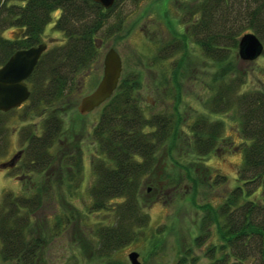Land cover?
Here are the masks:
<instances>
[{
	"label": "trees",
	"instance_id": "trees-1",
	"mask_svg": "<svg viewBox=\"0 0 264 264\" xmlns=\"http://www.w3.org/2000/svg\"><path fill=\"white\" fill-rule=\"evenodd\" d=\"M141 1L113 0L112 6L104 9L91 0H0V67L14 52L43 43L44 30L55 11L59 15L52 30L63 38L46 46L25 81L27 101L0 112V164L10 163L3 169L12 177H22L19 181L23 187L20 194L5 191L0 195V264H45L43 251L48 238L64 233L76 221L83 223L77 210L67 217L63 206L58 205L66 203L60 195L72 197L81 187L84 170L81 153L68 155L63 150V109L56 106L68 105L77 97L80 78L89 75L97 64L100 39L122 31L126 15L118 12L120 6L130 2L138 8ZM175 3L184 25L182 32L173 30L172 41H161L155 47L150 66H163L174 53L188 45L196 47L202 58L218 65L206 87L210 94L206 111L193 121L183 122L184 129L176 137L174 110L168 115L148 111L150 107L140 99L139 76L121 74L113 94L99 107L90 134L96 149L89 162L92 179L85 186L89 196L86 214L107 213L110 217L90 231L91 255L104 264H116L109 262L111 255L135 240L147 223L146 206L166 202L164 198L152 202L143 198L144 187L151 186L154 195L160 197L167 191L170 198L186 182L191 206L203 214L192 246L172 264H198L199 255L192 248L201 250L206 242L205 264H264V84L246 91V74L235 64L240 61L237 44L242 35L254 34L264 46V0ZM6 32L11 36L4 37ZM179 65L173 73L178 72ZM231 111L238 121L235 132L241 154L235 185L215 207L207 201L199 205L194 194L198 186L210 191L217 184H226L225 176L211 174L203 160L233 144L223 137L221 118ZM13 116L22 124L16 129L21 147L15 153L10 141ZM165 147L164 159L173 167L171 171L159 166ZM175 151L178 157L171 161ZM56 162L72 169L71 175L59 182L61 189H70L58 190L60 195L48 201L50 213L34 218L43 211L45 198L51 193L42 179ZM71 182H75L74 187ZM48 233L49 237L44 235Z\"/></svg>",
	"mask_w": 264,
	"mask_h": 264
},
{
	"label": "rangeland",
	"instance_id": "rangeland-1",
	"mask_svg": "<svg viewBox=\"0 0 264 264\" xmlns=\"http://www.w3.org/2000/svg\"><path fill=\"white\" fill-rule=\"evenodd\" d=\"M180 1V0H178ZM177 0H142L138 8L130 2H126L120 6L118 12L126 15V22L122 31L118 35L102 37L98 43L101 46L100 55L97 64L91 69L89 75L80 78L78 83L77 97L73 98L68 105L62 107L56 106L57 109L62 108V118L64 120V141L63 150L66 154L75 155L81 153L83 158L84 179L81 187L74 193L72 197H62L58 190L64 189L68 191L66 186L59 184L61 177L65 181L64 176H69L73 172L59 162H56L48 172V176L43 178L45 188L51 192L45 198L42 212L35 214L34 218L47 216V208L49 207V199L55 195H60L66 199L58 205L63 206V210L68 213L72 210L82 215L83 223L78 221L66 227L64 233L53 238H48L46 247L43 251V261L45 264H104V260L96 259L91 255L92 240L90 231L94 226L105 223L110 218L109 214H86V208L89 203L88 187L92 179L89 167L91 156L94 154L96 146L91 140V128L96 122L99 108L92 111L84 117L77 114L76 107L81 97L90 93L98 83L102 74V60L104 53L108 49H113L119 56L121 62L122 75H138L140 80L139 95L144 105L153 113H164L166 115H176L178 120L176 127V137L179 130L184 129L183 122L193 121L200 115L202 111H206L205 102L210 97L208 88L212 80V75L217 70L216 64L202 58L200 51L188 45L185 50H180L171 55L163 66H150V58L155 55L156 49L161 41L170 42L174 39L172 31L182 32L183 23H180ZM121 14V15H122ZM59 12L55 11L51 14V22L44 30L43 43L50 47L54 41H62V34L52 30L53 24L57 19ZM4 37L11 36L9 32L3 33ZM161 44V43H160ZM179 65L177 73H173V69ZM238 70L246 74L244 89L261 88L264 84V46L261 55L250 63L235 62ZM120 74V76H121ZM162 95V96H161ZM66 106V107H65ZM224 123L223 137L229 141H233L231 146L225 145L224 149L217 153H211L203 162L209 168L211 174L219 173L225 176L226 184L224 186L217 184L214 188L204 190L202 186H198L194 192L199 205L209 204L212 207L218 205L224 195L228 193L231 187L235 185V172L241 163V154L237 148L240 147V139L236 134L238 121L234 112H229L221 117ZM14 130L10 141L13 143V151L15 153L21 146L19 145V135L16 129L21 128V123L16 121V117L11 119V125ZM72 137V140H66L65 137ZM64 139V140H63ZM220 147V146H219ZM168 150L163 149L160 157V164L164 166L166 171H171L173 167L166 165L164 155ZM174 157H178V152H172L171 161ZM13 174H16L13 172ZM46 174V173H45ZM22 177H12L10 172L0 169V195L3 192L13 194L22 193L23 187L20 181ZM187 183L180 184L177 193H172L167 198V191H163L162 197L154 195L151 186H145L142 197L150 202L155 199L166 200V202L150 204L146 207L148 221L139 231L138 237L125 245L121 249L114 252L109 262L116 264H130L128 255L131 252L137 254V262L139 264H172L176 257L192 246V240L198 233V226L203 210L192 207L188 195L189 190L186 188ZM75 186V182H71V187ZM183 188H185L183 190ZM183 191H182V190ZM209 189V188H208ZM182 191V192H181ZM63 194V192H61ZM71 191H69L70 195ZM50 195V196H49ZM202 205V206H203ZM66 210H69L68 212ZM75 213V212H74ZM102 223V224H103ZM50 225V224H48ZM78 225L80 228H78ZM47 226V225H46ZM49 237L48 234H44ZM76 240V241H73ZM208 245L206 242L201 250L192 248L194 254L199 255L198 264H205L204 248Z\"/></svg>",
	"mask_w": 264,
	"mask_h": 264
},
{
	"label": "water",
	"instance_id": "water-1",
	"mask_svg": "<svg viewBox=\"0 0 264 264\" xmlns=\"http://www.w3.org/2000/svg\"><path fill=\"white\" fill-rule=\"evenodd\" d=\"M91 1L104 9L110 8L113 4V0ZM45 49L46 45L41 43L28 49L18 50L0 67V112L16 109L27 101L29 91L25 81L33 72ZM262 52L263 45L254 34H244L238 39L237 58L240 62H253ZM120 74V58L113 49H108L103 56L101 77L94 89L80 98L76 107L77 113L86 116L106 102L116 89ZM10 165V163L0 164V169ZM136 259V253L131 252L128 255L130 264H139Z\"/></svg>",
	"mask_w": 264,
	"mask_h": 264
}]
</instances>
